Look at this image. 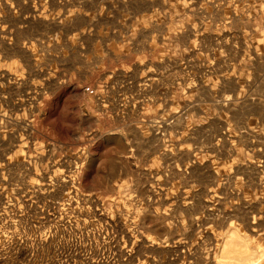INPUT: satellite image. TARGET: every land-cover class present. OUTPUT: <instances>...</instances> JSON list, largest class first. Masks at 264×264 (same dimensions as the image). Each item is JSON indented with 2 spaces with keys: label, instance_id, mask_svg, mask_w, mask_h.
I'll return each mask as SVG.
<instances>
[{
  "label": "rangeland",
  "instance_id": "obj_1",
  "mask_svg": "<svg viewBox=\"0 0 264 264\" xmlns=\"http://www.w3.org/2000/svg\"><path fill=\"white\" fill-rule=\"evenodd\" d=\"M244 263L264 0H0V264Z\"/></svg>",
  "mask_w": 264,
  "mask_h": 264
},
{
  "label": "bare ground",
  "instance_id": "obj_2",
  "mask_svg": "<svg viewBox=\"0 0 264 264\" xmlns=\"http://www.w3.org/2000/svg\"><path fill=\"white\" fill-rule=\"evenodd\" d=\"M234 260V259H233ZM245 264V263H244Z\"/></svg>",
  "mask_w": 264,
  "mask_h": 264
}]
</instances>
